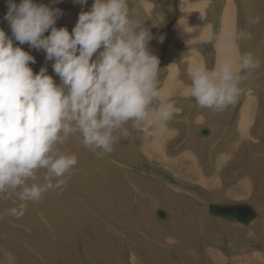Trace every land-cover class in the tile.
Returning <instances> with one entry per match:
<instances>
[{"label":"rangeland","instance_id":"1","mask_svg":"<svg viewBox=\"0 0 264 264\" xmlns=\"http://www.w3.org/2000/svg\"><path fill=\"white\" fill-rule=\"evenodd\" d=\"M47 1L39 4L62 13L54 27L70 33L94 3ZM127 9L130 22L151 36L146 49L159 60L154 81L159 94L145 120H129L113 131L117 143L111 153L101 157L102 149L83 145L82 133H70L50 154L76 155L77 164L64 177L38 168L23 185L0 192V264H264V31L254 27L264 30V0H127ZM7 10L0 0V17ZM4 24L13 43L35 58L29 64L34 74L47 69L63 87L55 60L19 44ZM226 34L237 58L233 72L241 78L238 101L223 112L191 107L192 73L197 67L215 71L228 60L219 53ZM248 53L258 68L241 67ZM168 103L175 109L172 120H157ZM183 111L191 118L175 117ZM206 125L212 130L208 137L200 134ZM58 179L66 184L43 192L40 201L20 199L24 187L55 185ZM213 202L250 203L258 216L249 224L230 222L208 212ZM22 204L27 206L22 217L10 214ZM158 206L167 211L165 219L156 216ZM212 254H218L215 262L207 257ZM249 258L255 262H244Z\"/></svg>","mask_w":264,"mask_h":264},{"label":"clouds","instance_id":"2","mask_svg":"<svg viewBox=\"0 0 264 264\" xmlns=\"http://www.w3.org/2000/svg\"><path fill=\"white\" fill-rule=\"evenodd\" d=\"M5 2L8 10L3 19L11 36L19 44L44 50L48 60L54 59L53 70L63 87L46 74L47 69L34 74L29 64L35 63V58L14 46L13 39L0 29V192L23 185L34 178L38 168L64 177L77 164L76 155L53 158L50 154L70 133H82L83 145L93 151L102 149L101 157L111 153L117 143L113 131L129 120H145L148 105L159 94L154 85L159 60L146 49L151 36L130 22L127 0H94L90 11L80 13L71 33L54 27L62 15L59 9L34 0ZM75 2L86 4L87 0ZM49 29L51 33L45 37ZM259 66L250 53L243 57L242 68ZM240 80L227 60L211 72L197 67L192 73L190 95L198 107L223 112L237 103ZM174 111L173 103H168L157 111L156 119L170 121ZM136 126L153 134L139 123ZM65 184V179H58L55 185L49 181L43 187L33 184L24 187L20 199L38 202L43 192ZM26 210L22 204L10 214L20 218Z\"/></svg>","mask_w":264,"mask_h":264},{"label":"water","instance_id":"3","mask_svg":"<svg viewBox=\"0 0 264 264\" xmlns=\"http://www.w3.org/2000/svg\"><path fill=\"white\" fill-rule=\"evenodd\" d=\"M200 134L202 136H208L211 134V129L206 125L200 128ZM141 170V169H140ZM163 208H157V216H167V212L162 210ZM209 212L216 216L225 218L229 221H235L243 224H249L257 216L258 212L255 207L246 202L237 203H210L208 206ZM162 219V218H160Z\"/></svg>","mask_w":264,"mask_h":264},{"label":"crops","instance_id":"4","mask_svg":"<svg viewBox=\"0 0 264 264\" xmlns=\"http://www.w3.org/2000/svg\"><path fill=\"white\" fill-rule=\"evenodd\" d=\"M229 3H231V1H229ZM255 20V19H254ZM226 21V20H225ZM256 21V20H255ZM257 22V21H256ZM226 26V24H224V27ZM254 27L258 30V31H264L261 27L259 28L257 25H254ZM230 30V29H229ZM228 30V28L226 27V30H225V33H229L230 31ZM226 40H229V42H228V44H227V42H226ZM220 45V44H219ZM218 45V46H219ZM225 45V47H226V51H225V54H224V58L225 59H228L229 61H231L230 59H229V52H230V50H231V43H230V39H229V37L227 36V34H226V38H225V40H223V43H222V45H220V48H219V53L221 54V49H222V47ZM235 59H237L236 57H235ZM262 60H263V62H262V67H264V58H262ZM235 61L236 60H233L232 61V63L235 65V68H236V66H237V64H235ZM221 62H222V60H221ZM233 71H235V69L233 70ZM177 99H179V98H177ZM194 104H193V106H191V107H196V108H200V107H198V105H197V102L195 103V102H193ZM259 108H260V105H259ZM190 111H191V109H190ZM190 111H189V113L187 114V113H185L184 111L180 114V115H178V117L177 116H175L176 118H179V117H181L182 118V120L183 121H185L186 120V118L187 119H190L191 117H190ZM194 115V114H193ZM234 129H236V127L234 126L233 127ZM211 129V128H210ZM211 134H212V130H211ZM209 136V135H208ZM207 136V137H208ZM155 139V138H154ZM171 163L172 164H174V162H172L171 161ZM180 164V163H179ZM181 169L182 168H179L178 170L179 171H181ZM186 169L188 170L189 169V167H188V165L186 166ZM188 171H190V170H188ZM183 174V173H182ZM184 175V174H183ZM196 178V177H195ZM157 208H162V207H156L155 208V213H156V216H157ZM165 210V209H164ZM166 211V210H165ZM167 212V211H166ZM158 217V216H157ZM167 217V216H166ZM159 218V217H158ZM219 218V217H218ZM160 219V218H159ZM228 221V220H227ZM231 222V221H230ZM235 223H238V222H235ZM231 239H233V235H231ZM211 240H214L213 238H210V241ZM179 245L180 246H184V245H186L185 243H182V242H180L179 243ZM206 245H207V243L205 244V247H206ZM211 249V247H209L208 245H207V247H206V249ZM214 256H215V258H214ZM207 257H209V259H210V261L211 262H215L216 261V258L218 257V254H216V255H210V256H208L207 255ZM252 258H254V257H252ZM252 258H249V259H247V260H245L244 262H246V263H254L255 261L252 259Z\"/></svg>","mask_w":264,"mask_h":264},{"label":"bare ground","instance_id":"5","mask_svg":"<svg viewBox=\"0 0 264 264\" xmlns=\"http://www.w3.org/2000/svg\"><path fill=\"white\" fill-rule=\"evenodd\" d=\"M40 1V0H39ZM39 1L38 0H34V2L36 3V4H38V5H40L39 4ZM68 1H70V0H68ZM42 2V1H41ZM44 2H45V0H44ZM47 2H49V0L47 1ZM72 2V1H71ZM46 3V2H45ZM59 3V2H58ZM57 3V4H58ZM64 3H66V2H64ZM63 3V4H64ZM55 4V3H54ZM63 7V6H62ZM71 6H69V8H70ZM73 9V8H72ZM70 10V9H69ZM75 11V10H74ZM69 12H71V11H69ZM227 13V12H226ZM70 14V13H69ZM68 14V15H69ZM233 14V13H232ZM1 15V14H0ZM227 15H229L228 13H227ZM62 16V15H61ZM65 16H67V15H65ZM69 16H71V15H69ZM2 17H3V15H2ZM2 17H0V22L2 23V24H0V26H2L1 27V29H3L5 32H6V34H8V36H10V33H9V31H8V29H7V27L5 26V24H4V21H3V18ZM58 17H60V16H58ZM57 17V19H59L60 20V18H58ZM64 17V16H63ZM71 17H73V16H71ZM62 18V17H61ZM68 18V17H67ZM196 18V17H195ZM233 18V17H232ZM68 19H70V18H68ZM197 19V18H196ZM195 19V20H196ZM67 20V19H66ZM71 20V19H70ZM226 21H225V24H226V27L228 28V30L230 29V30H233V29H231V21H230V19H225ZM235 20V19H234ZM73 21V20H72ZM200 21H203V20H200ZM69 22V21H68ZM56 23H58L57 22V20H56ZM61 23V22H60ZM63 23V22H62ZM198 23V22H197ZM197 23L195 24V26L197 25ZM194 24H193V26H194ZM232 24H233V22H232ZM63 25V24H62ZM69 25V24H68ZM71 25V24H70ZM69 25V26H70ZM64 26V25H63ZM66 26V25H65ZM198 26V25H197ZM56 27V26H55ZM190 27V26H189ZM57 28H58V26H57ZM61 28V27H60ZM63 28V27H62ZM199 28V27H198ZM68 29H69V27H68ZM73 30V29H72ZM229 30V31H230ZM71 31V30H70ZM50 33H51V29H49L47 32H45L44 33V36L45 37H47L48 35H50ZM183 33V32H182ZM188 38V37H187ZM188 44V46H189V43H187ZM14 46H18L17 45V43H14ZM19 47V46H18ZM192 47V46H191ZM221 51H222V54L224 55L225 54V51H226V47H225V45L222 47V49H221ZM233 48H232V46H231V50H230V52H229V59L231 60V61H233V59H235V55L233 54ZM53 61V60H52ZM228 61V60H227ZM225 62V61H224ZM228 62H230V61H228ZM231 63V62H230ZM231 66H232V70H234L235 69V65L234 64H232L231 63ZM251 97L249 96V102H248V104H249V106H252V102H254V101H251ZM247 120V119H246ZM248 121H245V120H243L242 121V123H244V124H246ZM248 124V123H247ZM244 126V125H243ZM170 161V160H169ZM170 163V162H169ZM168 164V163H167ZM169 165V164H168ZM173 166H174V164H172ZM171 165V166H172ZM176 169V168H175ZM172 170H173V168H172ZM177 171V170H176ZM190 177V176H189ZM19 199V198H18ZM246 199V198H245ZM162 210H164V208L162 209ZM165 211V210H164ZM208 211H209V209H208ZM210 213V212H209ZM211 214V213H210ZM212 215V214H211ZM214 216V215H213ZM216 217V216H215ZM160 218H162V219H165L166 218V215L165 216H163V217H160ZM219 218H221V217H219ZM224 219V218H223ZM225 220H227V219H225ZM229 221V220H228ZM231 222H235V221H231ZM239 223V222H238ZM253 226L255 225V224H252ZM258 227V226H257ZM213 255V254H212ZM214 258H215V256H214Z\"/></svg>","mask_w":264,"mask_h":264},{"label":"flooded vegetation","instance_id":"6","mask_svg":"<svg viewBox=\"0 0 264 264\" xmlns=\"http://www.w3.org/2000/svg\"><path fill=\"white\" fill-rule=\"evenodd\" d=\"M209 212V211H208Z\"/></svg>","mask_w":264,"mask_h":264}]
</instances>
